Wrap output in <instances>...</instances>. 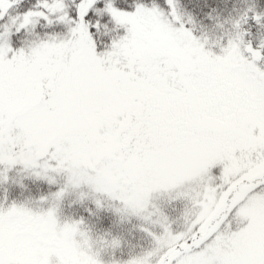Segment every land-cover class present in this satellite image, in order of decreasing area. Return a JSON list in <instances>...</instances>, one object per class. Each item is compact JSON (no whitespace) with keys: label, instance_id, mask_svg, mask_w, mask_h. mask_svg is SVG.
I'll return each instance as SVG.
<instances>
[{"label":"snow or ice","instance_id":"1","mask_svg":"<svg viewBox=\"0 0 264 264\" xmlns=\"http://www.w3.org/2000/svg\"><path fill=\"white\" fill-rule=\"evenodd\" d=\"M0 264H264V0H0Z\"/></svg>","mask_w":264,"mask_h":264}]
</instances>
